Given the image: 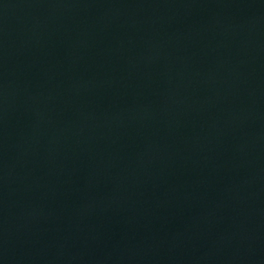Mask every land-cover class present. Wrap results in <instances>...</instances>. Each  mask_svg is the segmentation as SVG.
Instances as JSON below:
<instances>
[{
  "label": "water",
  "instance_id": "95a60500",
  "mask_svg": "<svg viewBox=\"0 0 264 264\" xmlns=\"http://www.w3.org/2000/svg\"><path fill=\"white\" fill-rule=\"evenodd\" d=\"M0 264H264V0H0Z\"/></svg>",
  "mask_w": 264,
  "mask_h": 264
}]
</instances>
